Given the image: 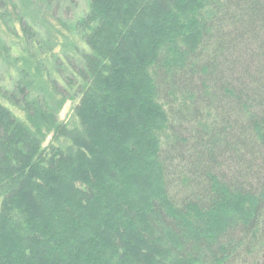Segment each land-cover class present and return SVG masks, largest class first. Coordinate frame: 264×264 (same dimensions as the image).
Here are the masks:
<instances>
[{
	"label": "trees",
	"instance_id": "16d2710c",
	"mask_svg": "<svg viewBox=\"0 0 264 264\" xmlns=\"http://www.w3.org/2000/svg\"><path fill=\"white\" fill-rule=\"evenodd\" d=\"M65 5L0 0V264H264V0Z\"/></svg>",
	"mask_w": 264,
	"mask_h": 264
},
{
	"label": "rangeland",
	"instance_id": "374dc122",
	"mask_svg": "<svg viewBox=\"0 0 264 264\" xmlns=\"http://www.w3.org/2000/svg\"><path fill=\"white\" fill-rule=\"evenodd\" d=\"M74 1H75V5H73L74 7L72 5H67V6L65 5L63 8H61L59 13H57V11H54L53 14L56 17H60L61 19L60 21H65L66 23L68 22L72 23L74 20L81 18L84 15V13L88 10L91 0H74ZM8 5H9L8 7L9 14H10L9 25L15 26V30L17 31L18 24L15 17L12 15L14 14V10L11 7L12 4L8 3ZM66 7H68L69 10L68 8L66 9ZM51 21L53 25L48 27L44 26L43 31L49 30L48 32L55 37L57 41V46L53 48L52 52L56 55V57L63 59L65 52L66 54L72 52V48H73L72 43L74 44V46L77 45L78 47L82 48V45L84 43L80 39V36L74 34L73 36L68 31L67 26L61 25L59 21L58 22L56 20H51ZM13 35L14 34L8 30L7 25H5L3 21L0 20V36H3L4 38H7V40L13 42L15 41ZM65 46H67V50L65 49ZM13 54L18 55V52L13 51ZM14 76H16V73L14 69H11L10 64L8 63L2 64V62H0V89H2V91H0V100L3 103H5V105H7L14 112L16 116H18L21 119H24L25 118L24 113L18 110L17 108H15L14 106L10 105L9 103H7V98L5 97L6 96L5 91L6 90L8 91L12 88L11 78ZM59 84L63 89L65 88L64 82H62L60 79H59ZM57 98H60V96H57ZM75 105H76V100L67 99L58 112V118L70 129L71 128L81 129L79 125V120L74 114ZM50 140H52V134H49L47 136L43 145H47Z\"/></svg>",
	"mask_w": 264,
	"mask_h": 264
}]
</instances>
